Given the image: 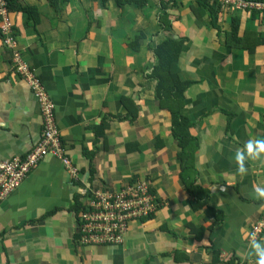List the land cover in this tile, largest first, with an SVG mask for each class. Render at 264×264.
I'll use <instances>...</instances> for the list:
<instances>
[{"label": "crops", "instance_id": "obj_1", "mask_svg": "<svg viewBox=\"0 0 264 264\" xmlns=\"http://www.w3.org/2000/svg\"><path fill=\"white\" fill-rule=\"evenodd\" d=\"M9 2L24 62L3 44L0 22V167L41 140L38 85L79 176L49 156L0 201V264H256L264 156L246 160L245 174L234 157L264 139V10H220L214 26L197 0ZM168 37L182 45L181 77L191 83L184 115L198 140V184L211 192L201 210L191 206L172 116L151 77ZM144 179L154 213L120 245L82 246L72 209L88 197L82 190L121 192Z\"/></svg>", "mask_w": 264, "mask_h": 264}, {"label": "built area", "instance_id": "obj_2", "mask_svg": "<svg viewBox=\"0 0 264 264\" xmlns=\"http://www.w3.org/2000/svg\"><path fill=\"white\" fill-rule=\"evenodd\" d=\"M221 11H263V2L249 0H216ZM2 42L13 50L14 62L21 63L23 54L18 50L10 17L8 0H0ZM41 107L42 136L40 142L26 159L15 158L0 167V201L8 198L48 156L61 158L72 179L79 176V169L61 145V135L56 125L55 104L38 85L34 89ZM146 179L126 186L121 192H108L91 188L82 190L88 196L76 213V235L82 246H112L124 242L130 226L150 217L158 208L157 198ZM264 237V217L255 226L252 236Z\"/></svg>", "mask_w": 264, "mask_h": 264}, {"label": "trees", "instance_id": "obj_3", "mask_svg": "<svg viewBox=\"0 0 264 264\" xmlns=\"http://www.w3.org/2000/svg\"><path fill=\"white\" fill-rule=\"evenodd\" d=\"M11 1L13 2L14 0ZM136 1L144 4L148 0ZM249 1L264 3V0ZM197 2L199 5L198 8L201 9V13H204L205 9L210 11L211 22L216 26L220 16V6L217 1L197 0ZM237 31L238 28L234 27L231 35H234ZM181 50L182 45L173 38L168 37L167 40L163 41L155 50L158 60L151 77L158 80L156 98L161 108L169 111L172 116V136L182 149L179 153L183 172L182 180L186 183L187 192L192 197L191 206L195 211L201 210L208 204L211 198V192L198 184V173L194 167L195 155L198 151V140L191 135L193 124L184 115L186 106L185 93L191 83L184 81L181 77L178 63ZM133 183L135 182H132V184ZM75 203L72 209L75 213H78L81 210V203L79 201L77 202V198ZM144 220H146V218Z\"/></svg>", "mask_w": 264, "mask_h": 264}, {"label": "clouds", "instance_id": "obj_4", "mask_svg": "<svg viewBox=\"0 0 264 264\" xmlns=\"http://www.w3.org/2000/svg\"><path fill=\"white\" fill-rule=\"evenodd\" d=\"M8 2H9V0H8ZM9 7H10V2H9ZM0 22H1V20H0ZM262 156H264V139H257L255 141L249 140L245 144L244 149L238 150L235 154V157H234V159L237 163V168H238L239 173L245 174L247 172V168L245 167V161L246 160H248V159H260ZM255 193H256L257 198L264 199V187H256ZM148 218H146V219H148ZM251 247L253 249L252 254H254L257 258L256 264H264V242H259V241L253 240L251 242Z\"/></svg>", "mask_w": 264, "mask_h": 264}]
</instances>
